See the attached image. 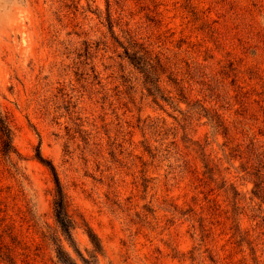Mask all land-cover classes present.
<instances>
[{"label":"rangeland","instance_id":"374dc122","mask_svg":"<svg viewBox=\"0 0 264 264\" xmlns=\"http://www.w3.org/2000/svg\"><path fill=\"white\" fill-rule=\"evenodd\" d=\"M0 113V264H264V0H0Z\"/></svg>","mask_w":264,"mask_h":264},{"label":"trees","instance_id":"16d2710c","mask_svg":"<svg viewBox=\"0 0 264 264\" xmlns=\"http://www.w3.org/2000/svg\"><path fill=\"white\" fill-rule=\"evenodd\" d=\"M127 52H129V49H127ZM128 56L130 60L145 73L148 81H150L151 83H154L155 81H160L161 73L163 71H161V73H159L158 75L157 67L158 66L159 68L161 67V70L165 69L163 67V64L160 62V59H158L157 61L158 66H155L154 64L151 63L149 59L138 55L137 52H132ZM211 119L214 120L216 126L221 127L223 129V132L225 134L228 133V127L225 125V121L222 119L220 114L218 113L215 114L214 117L213 116L211 117ZM0 153L5 156H9L13 153L20 155L19 151L17 150L13 142V131L9 118L8 116L1 113H0ZM37 158L49 167L54 177V182H55V197L53 201L54 217L62 234L66 237V239L72 242L73 229L77 226V223H79L80 226L84 229V232L87 234L92 246L94 247V250L100 252L102 250L101 240L98 237L97 233L94 231V229L91 227L87 219L83 215H80V221H77L73 216L72 212L70 211V204L67 198V194L65 192V189L62 185V182L59 178L58 172L53 162L47 157H45L40 151H38L37 153ZM259 184L260 182H255V188L253 193L257 197H263L259 193L260 192L258 188ZM57 240L59 241V243H57V241L55 242L56 252L58 257L61 259V261H63L65 264H77V262L64 248L61 238H58Z\"/></svg>","mask_w":264,"mask_h":264}]
</instances>
